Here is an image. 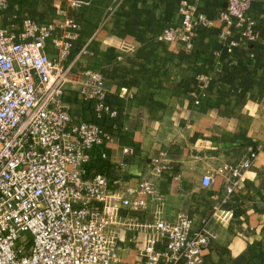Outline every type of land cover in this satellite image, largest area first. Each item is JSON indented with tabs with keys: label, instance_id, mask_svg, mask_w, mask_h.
I'll return each mask as SVG.
<instances>
[{
	"label": "crops",
	"instance_id": "0c3cea01",
	"mask_svg": "<svg viewBox=\"0 0 264 264\" xmlns=\"http://www.w3.org/2000/svg\"><path fill=\"white\" fill-rule=\"evenodd\" d=\"M181 1L193 6L194 19L210 21L191 28L190 48L162 37L165 30H181ZM89 2L70 7L67 0H10L0 27L19 32L30 18L53 26L55 35L60 23L70 22L72 52L86 51L69 66L61 96L75 119L94 120L92 104L78 92L81 72L103 75L105 100L117 116L98 121L110 140L91 151L88 173L106 175L108 194L143 178L161 197L145 210L115 203V264H144L146 225L178 213L194 226L207 220L212 238L201 264H264V0H253L245 13L252 38L235 31L224 39V0ZM231 41L236 46L229 52ZM248 145L257 157L225 199L227 173L218 170L241 161ZM154 159L165 164L160 173L153 171ZM204 175L213 178L207 187Z\"/></svg>",
	"mask_w": 264,
	"mask_h": 264
},
{
	"label": "built area",
	"instance_id": "2783aa9c",
	"mask_svg": "<svg viewBox=\"0 0 264 264\" xmlns=\"http://www.w3.org/2000/svg\"><path fill=\"white\" fill-rule=\"evenodd\" d=\"M67 1L70 7L90 3ZM224 1L219 36L236 31L252 38L245 13L253 0ZM9 2L0 0V14ZM178 11L181 30H165L162 37L184 40L190 48L191 28L210 21L203 15L194 19L187 1ZM70 26L64 20L55 35L53 26L30 18L21 21L19 32L0 27V264H115V203L145 210L161 200L147 179L127 180L108 194L106 175L88 173L91 151L110 140L108 128L98 121L116 117L117 110L105 100L102 73L89 68L81 72L78 92L92 104L94 120L75 119L63 105L69 66L86 53L83 48L72 52ZM234 46L231 41L225 48L230 52ZM246 152L238 163L218 170L227 173L225 199L257 157L252 145ZM152 163L155 173L165 168L159 159ZM212 180L204 175L201 184L207 187ZM146 226L151 230L141 252L144 264L202 263L212 238L207 220L194 226L187 214L178 213L174 220L156 216Z\"/></svg>",
	"mask_w": 264,
	"mask_h": 264
}]
</instances>
